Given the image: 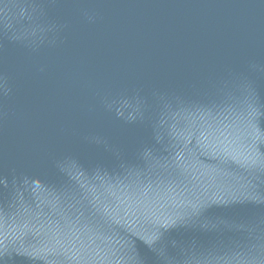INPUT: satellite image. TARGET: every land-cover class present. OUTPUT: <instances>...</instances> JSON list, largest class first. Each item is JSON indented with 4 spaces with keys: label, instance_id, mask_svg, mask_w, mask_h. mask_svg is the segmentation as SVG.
I'll return each mask as SVG.
<instances>
[{
    "label": "water",
    "instance_id": "obj_1",
    "mask_svg": "<svg viewBox=\"0 0 264 264\" xmlns=\"http://www.w3.org/2000/svg\"><path fill=\"white\" fill-rule=\"evenodd\" d=\"M0 264H264V0H0Z\"/></svg>",
    "mask_w": 264,
    "mask_h": 264
}]
</instances>
